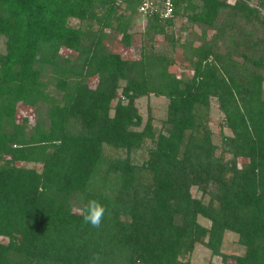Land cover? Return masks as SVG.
<instances>
[{"label": "trees", "instance_id": "16d2710c", "mask_svg": "<svg viewBox=\"0 0 264 264\" xmlns=\"http://www.w3.org/2000/svg\"><path fill=\"white\" fill-rule=\"evenodd\" d=\"M172 2L162 18L139 0H0V264H190L196 243L219 255L224 231L244 248L234 264H264V0ZM175 17L201 27L196 45ZM135 20L125 57L108 37L130 48ZM150 95L167 100L158 127L135 104ZM90 199L99 229L78 211Z\"/></svg>", "mask_w": 264, "mask_h": 264}, {"label": "rangeland", "instance_id": "374dc122", "mask_svg": "<svg viewBox=\"0 0 264 264\" xmlns=\"http://www.w3.org/2000/svg\"><path fill=\"white\" fill-rule=\"evenodd\" d=\"M186 20L184 18L175 17L172 25V29L174 31L173 35L174 37H179L180 40H187L192 39V42L196 45L198 42V38L201 34V27L196 25H189L186 24ZM70 23L73 25L77 24V21L75 19H71ZM189 25L187 30H180L181 25ZM144 21L143 20H135L132 23V30L134 32L133 36L134 39L132 40L131 47L128 49H119V42L118 39L120 35H117L115 33H110L108 37V44L116 49L120 50L122 55L125 57H134L137 56L138 53V47L140 43L138 42V32L142 31L144 28ZM211 30L206 31V38H209L211 34ZM165 41L162 40L161 35H157L155 37V45L157 48L165 49L166 51H171V54L174 56V62L171 64L168 69L169 71L173 72L174 74L181 75L184 73L185 75L190 74V70L187 68V62L183 59V53L181 52V49L179 47H176L174 49H171L167 44L164 45ZM173 50V51H172ZM4 51V40L0 36V54ZM263 97H264V85H263ZM167 100L163 97H155L153 95H150L148 97H141L138 98L135 101V104L137 106V109L139 113L142 115V119L144 120L147 116V111H150V114L154 118V126L158 127L160 125L159 119L163 116L165 111ZM22 115H28L30 117V120L33 118V111L29 108L25 107H18L17 113L15 115L16 120H18ZM207 125L211 130L212 139L215 142H218L219 137L221 134H227L228 130L227 128L222 126V114L219 111L216 101L214 98H210L209 102V111H208V117H207ZM105 152L111 153L112 155L116 153L115 150H110L108 148H105ZM141 153H144L141 151ZM141 153H137V156L135 157L137 161H141L143 157H145V154H143V157H141ZM227 156V154H225ZM243 159L238 158V162H241ZM17 164L26 165V166H34L36 168H39V164H32V163H22L18 162ZM191 194L198 196L199 192H197L194 188L191 189ZM199 223L202 225H208V222L203 217L197 218ZM237 237L234 233L229 231H224L222 235V241L220 244V253L219 255H212L210 254V251L204 247L203 245L196 243L191 251V254L189 256L190 264H234L233 255H240L243 253L244 248L243 246L239 245L237 243Z\"/></svg>", "mask_w": 264, "mask_h": 264}, {"label": "clouds", "instance_id": "9594fccd", "mask_svg": "<svg viewBox=\"0 0 264 264\" xmlns=\"http://www.w3.org/2000/svg\"><path fill=\"white\" fill-rule=\"evenodd\" d=\"M78 211L82 216L83 223L90 225L92 228L99 229L102 225L106 209L98 200L90 199ZM99 260V255L93 254L89 264H98Z\"/></svg>", "mask_w": 264, "mask_h": 264}, {"label": "built area", "instance_id": "2783aa9c", "mask_svg": "<svg viewBox=\"0 0 264 264\" xmlns=\"http://www.w3.org/2000/svg\"><path fill=\"white\" fill-rule=\"evenodd\" d=\"M173 9L172 0H139L137 7V11L141 14L157 11L162 18L170 17Z\"/></svg>", "mask_w": 264, "mask_h": 264}]
</instances>
